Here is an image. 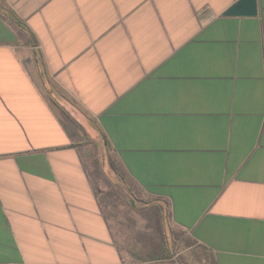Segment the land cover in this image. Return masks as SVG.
<instances>
[{
  "label": "crops",
  "instance_id": "obj_1",
  "mask_svg": "<svg viewBox=\"0 0 264 264\" xmlns=\"http://www.w3.org/2000/svg\"><path fill=\"white\" fill-rule=\"evenodd\" d=\"M238 1L0 0V264H180L184 235L264 264V0Z\"/></svg>",
  "mask_w": 264,
  "mask_h": 264
},
{
  "label": "rangeland",
  "instance_id": "obj_2",
  "mask_svg": "<svg viewBox=\"0 0 264 264\" xmlns=\"http://www.w3.org/2000/svg\"><path fill=\"white\" fill-rule=\"evenodd\" d=\"M156 230H157V227L155 228V231ZM168 230L169 232H172L171 231L172 229L170 226ZM178 246H179L178 252L180 251L184 258V259H182L181 257L178 258L180 261V264H213V259L211 258L209 253L205 251L204 249H202V247L194 245L187 235H184L182 241L179 242ZM151 263L152 264H167V262H164V261L150 262V264Z\"/></svg>",
  "mask_w": 264,
  "mask_h": 264
},
{
  "label": "water",
  "instance_id": "obj_3",
  "mask_svg": "<svg viewBox=\"0 0 264 264\" xmlns=\"http://www.w3.org/2000/svg\"><path fill=\"white\" fill-rule=\"evenodd\" d=\"M223 15L225 17L256 15V0H239Z\"/></svg>",
  "mask_w": 264,
  "mask_h": 264
}]
</instances>
